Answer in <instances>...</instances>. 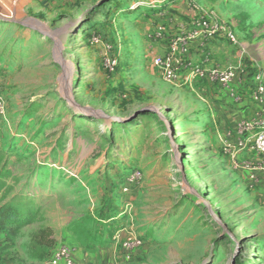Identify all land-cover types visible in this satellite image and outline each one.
Returning <instances> with one entry per match:
<instances>
[{"label": "rangeland", "instance_id": "374dc122", "mask_svg": "<svg viewBox=\"0 0 264 264\" xmlns=\"http://www.w3.org/2000/svg\"><path fill=\"white\" fill-rule=\"evenodd\" d=\"M36 1L42 35L0 23V206L32 221L0 233V264H53L64 247L75 264H264V192L224 155L206 98L154 65L148 12L179 1ZM195 1L235 31L228 65L264 80V0Z\"/></svg>", "mask_w": 264, "mask_h": 264}, {"label": "built area", "instance_id": "2783aa9c", "mask_svg": "<svg viewBox=\"0 0 264 264\" xmlns=\"http://www.w3.org/2000/svg\"><path fill=\"white\" fill-rule=\"evenodd\" d=\"M191 13L187 22L179 25L173 34H167L164 27L157 28L154 36L156 40L166 43L167 52L155 58L154 65L167 83H180L191 86L194 82L209 79L212 82L229 87L237 74L235 68L228 66L205 67L210 60L208 44L212 40L224 38L230 45L238 44L235 31L222 21L211 18L195 0H188ZM101 36H93L92 42H99ZM193 44H199L203 53L204 63H195L191 58ZM111 49L110 45L106 46ZM104 66L114 72L116 61L106 58ZM254 100L260 105L258 116L253 120H240L236 127L225 133L223 147L224 155L231 161L236 172H241L252 186H259L264 179V80L256 77ZM6 102L0 89V117L6 116ZM127 251L133 247L127 243ZM72 250L64 247L53 264H75L72 260Z\"/></svg>", "mask_w": 264, "mask_h": 264}, {"label": "crops", "instance_id": "0c3cea01", "mask_svg": "<svg viewBox=\"0 0 264 264\" xmlns=\"http://www.w3.org/2000/svg\"><path fill=\"white\" fill-rule=\"evenodd\" d=\"M57 1L58 3L54 2V5L61 6L63 3L70 4L77 0ZM60 1H63V3L59 4ZM178 1V3L168 8L165 12L157 14L154 9H150L148 12L149 15L157 19L156 27H164V29L168 31V34L176 32L179 25L183 22H187L188 18L191 16L188 0ZM33 7H36L38 12L43 9V7H41V2L36 0H13V4L10 5V8L8 10H3L0 13L1 27L7 30L17 29L19 31H25L28 35H42L41 31L45 28L43 24L32 21L31 19L30 14L33 11ZM169 10L172 11L171 14H167L169 13ZM215 16L216 15L213 12V17H209L216 19ZM19 17L21 18V21H16V18ZM158 46L160 47L159 54L164 55L168 49L167 44L161 42ZM234 48L235 46L230 45L222 37L212 40L208 44L210 60L205 63V67L208 68L216 65L224 69L232 63H235V55H237V53L235 54ZM191 58L197 64L204 63L202 49L199 44L192 45ZM226 58L229 61L232 60V62H229L226 65L223 64ZM236 74L237 76L234 81L226 88L219 83L210 81L209 79L196 81L190 86V88L199 94L201 98H206L210 104L211 111L214 109L220 122L225 125L226 132L233 130L237 123L242 119H255L260 111V105L253 98V93L256 88V78L251 77L249 74L243 73L242 71H236ZM257 187L264 192V179ZM262 197L264 198V195ZM80 262L83 264L82 261Z\"/></svg>", "mask_w": 264, "mask_h": 264}, {"label": "trees", "instance_id": "16d2710c", "mask_svg": "<svg viewBox=\"0 0 264 264\" xmlns=\"http://www.w3.org/2000/svg\"><path fill=\"white\" fill-rule=\"evenodd\" d=\"M105 213H107V217L109 218L108 212ZM25 218L26 216H22V212L14 206H0V233L9 230L13 225H15V229H17L21 226L29 225L32 222L26 221Z\"/></svg>", "mask_w": 264, "mask_h": 264}, {"label": "bare ground", "instance_id": "6f19581e", "mask_svg": "<svg viewBox=\"0 0 264 264\" xmlns=\"http://www.w3.org/2000/svg\"><path fill=\"white\" fill-rule=\"evenodd\" d=\"M72 74L73 73L70 72V74L69 75L67 74V76L65 77L66 81H65V88L64 89L69 88L72 85V83H73ZM67 77H68V79H67Z\"/></svg>", "mask_w": 264, "mask_h": 264}, {"label": "water", "instance_id": "95a60500", "mask_svg": "<svg viewBox=\"0 0 264 264\" xmlns=\"http://www.w3.org/2000/svg\"><path fill=\"white\" fill-rule=\"evenodd\" d=\"M80 110H82V111H86V109L85 108H79ZM136 115V114H135Z\"/></svg>", "mask_w": 264, "mask_h": 264}]
</instances>
